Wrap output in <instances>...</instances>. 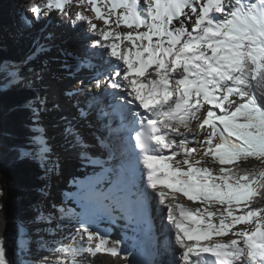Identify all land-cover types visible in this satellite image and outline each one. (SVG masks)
Returning <instances> with one entry per match:
<instances>
[{
	"label": "snow or ice",
	"instance_id": "6c2138e0",
	"mask_svg": "<svg viewBox=\"0 0 264 264\" xmlns=\"http://www.w3.org/2000/svg\"><path fill=\"white\" fill-rule=\"evenodd\" d=\"M66 5L72 7L66 9ZM80 8L90 9L108 27L98 29ZM54 11L73 29L84 25L88 54L81 59L71 51L64 53L72 61L61 65L68 78L82 67H96V59L102 70L89 85L82 87L83 81H76L65 89L63 96L72 101L65 105L50 95L48 86L44 85L43 94L39 90L46 62L40 69L32 66L36 56L50 51L48 46L39 45L20 62L0 61V87L18 86L33 93L22 107L29 112L28 139L35 150L17 149L16 158L35 161L45 175L59 176L61 156L53 155L49 143L59 136L69 156L76 152L84 168L99 171L86 181L70 180L76 191L64 192L60 204L52 202L51 211L40 210L33 217L34 223L46 225L68 220L69 238L86 243L87 251L71 244L51 247L54 259L42 257L33 264H88L84 256L95 259L101 251L117 254L95 225L104 218L141 222L146 201L132 168L133 158H142L153 189L159 182L178 189L189 201H214L222 206L218 225L212 223L214 212H207L205 220L197 215L199 208L194 214L180 207L178 219L175 209L168 207L167 219L175 226V244L184 264H189L190 255L202 254L215 257L211 264H264V207L260 206L264 167L243 172L224 167L250 158L264 165V0H48L43 8L22 0L17 17L31 27L50 19ZM85 93L83 103L74 99ZM191 119L197 120L202 133L197 141L200 155L218 158L219 176L194 166L199 163L195 157L183 159L186 170L168 163L177 153L167 156L164 150L173 149L174 144L184 149L185 157L197 152V147H186V138L177 140L175 135L180 126L189 128ZM85 129L92 130L95 144L86 139ZM94 147L104 155H94L90 151ZM158 169L165 174L163 179L157 176ZM50 187L41 189L45 197ZM4 191L0 186V197ZM160 198L165 199L162 191ZM4 211L0 204V212ZM184 218L196 227H186ZM3 224L6 230V214ZM202 224L206 227L201 228ZM238 225L252 226L237 229ZM64 227L57 224L47 231L54 234ZM20 229L30 241L23 223ZM200 237L207 243L200 244ZM193 238L195 244L187 242ZM0 264H24L9 257L2 235Z\"/></svg>",
	"mask_w": 264,
	"mask_h": 264
},
{
	"label": "trees",
	"instance_id": "16d2710c",
	"mask_svg": "<svg viewBox=\"0 0 264 264\" xmlns=\"http://www.w3.org/2000/svg\"><path fill=\"white\" fill-rule=\"evenodd\" d=\"M1 1H6L12 7L11 14L17 18L18 28L21 31L27 30L29 27L18 19L17 12H15L17 8H21L22 0ZM47 2L48 0H37V4L42 8ZM2 40L0 38V61L20 62L32 55L33 49L29 40L16 35L9 39L8 48L4 47ZM42 63H44L43 59L32 60V66L35 68H39ZM32 95V92L25 91L18 86L0 87V186H4L5 189L4 196L0 197V204H3L5 209L4 212H0V235L7 240L9 257L22 260L24 264H33L42 257L54 259L51 253L48 254L41 248L39 241H33L34 245H32L23 237L21 229L18 232V226L21 223L24 227H29L33 222V217L38 213L34 207L39 198L44 195L41 191L46 186L43 177H50V180H53L55 176L54 172L45 175V171L35 161L16 158L17 149L33 147L28 139L31 135L28 130L29 112L22 107ZM261 102L264 103V98H261ZM260 165L258 161L250 158L236 163L231 168L233 171L239 170L240 172L255 171L260 169ZM260 206L264 207V203ZM5 214L8 217L6 230L3 224ZM29 235L36 237L37 233L29 230ZM48 235L50 236L49 233ZM47 244L43 240V247Z\"/></svg>",
	"mask_w": 264,
	"mask_h": 264
},
{
	"label": "rangeland",
	"instance_id": "374dc122",
	"mask_svg": "<svg viewBox=\"0 0 264 264\" xmlns=\"http://www.w3.org/2000/svg\"><path fill=\"white\" fill-rule=\"evenodd\" d=\"M32 2L33 3H37V0H32ZM98 2H100V0H98ZM65 7L67 9V8L72 7V6L71 5H66ZM101 8H102V11H104L103 3H101ZM19 9L20 8H17V11L15 10V12L18 13ZM13 10H14V8H13ZM75 10L76 9H73V11H75ZM79 10L84 12L85 15H87L89 17V19H91L92 22H96L97 21L99 26H106L104 24L103 20L96 19L94 13L91 12L90 9L80 8ZM11 11H12V7L9 6L6 1H1L0 0V38L4 40V41L2 40V42L4 43V47H6V48L9 47L8 43H9V39L11 37L19 35L23 39H27V40L30 41L31 47L33 49V52L41 44H44V45H46V46H48L50 48V51L43 52V53H41L40 55H38V56H36L34 58V59H43L44 60V63L40 64L39 68H37V69L42 68L44 66L45 62L47 64V68H46V70L44 72V74L46 73L47 75L45 74L46 77L44 75L45 79L43 81V84L39 87V90H40V92L42 94L44 93V90H41V88L44 86V84L48 86L47 91L50 93V95L54 96L55 98L58 97V96L60 97L61 95H63V91L67 87H71V86L75 85L76 81H83V85L82 86H86V85L90 84L89 83L90 80L88 78H85L84 76H83V78H80L81 77V72L80 71L75 72L74 76L71 79L65 80L66 78H68L67 77V73L58 71L57 68H56V64L61 59L69 58V57H67L64 54L67 51H65L62 48L64 40L67 37H69L72 34H74V33L82 35V30H83L84 25H82L79 28V30H73L71 27L68 26L67 23L61 22V20L59 19L58 13H56L54 11L53 15H52V17L50 19L42 20L40 23L29 27L27 30L21 31L18 28L17 18L11 14ZM98 24H97V26H98ZM106 27H108V26H106ZM112 28H115V24L114 23L112 24ZM104 29H106V28H104ZM125 31H127V29H125ZM49 34H51V39H47ZM54 35H57V37L54 38L53 37ZM80 41H83V45H85L84 47L86 48V40H85V38L84 37L81 38ZM69 51H71V50H69ZM33 52H32V54H33ZM31 56H29V57H31ZM50 61H53V66L50 65ZM58 79H61V80L64 79V82L67 81L66 85L64 84L63 87H60L61 84L59 82H55V80H58ZM61 101L63 102V101H65V99H63ZM201 111H203V109H201ZM197 116H199V113H197ZM189 121L191 123L190 125H191V128H192L193 131L188 132L185 136H182L180 138H186L187 139L186 147H188V148L197 147V152L196 153H192L191 156L185 157L184 149L180 148L179 145L176 146L175 148H180L179 152L183 153L182 154L183 156L181 157V159L175 160L177 163H175L174 165L177 164L178 166L188 167L187 165H183L182 164L183 159H185V158L192 159V157H195L197 160H199V163L194 164V166L200 167V168H206L209 171H211V173L214 176H219L220 175L219 169H220V167H222V165L220 164L219 161L218 162L213 161L210 156H201L200 155V152L202 150L198 147L197 141L199 140L200 135L202 133L197 131L198 122H197L196 119H191ZM180 130H181V127H180ZM51 131H52V129H51V127H49V135L52 136V133H50ZM186 136H188V137H186ZM177 140H179V139H177ZM57 141H58L56 143L57 147L59 149H61L62 152H64L65 149L62 146L63 143H64L62 138L59 137V140H57ZM49 143H51V140L49 141ZM51 144L53 145V143H51ZM32 148H33V150H35V146L34 145H33ZM53 155L54 156L55 155H60L61 156V160H62L61 161V171H64V169L66 171L61 173L59 176L68 177L66 180H64L67 184H69V181L71 179H73V178H77L79 180L88 179L94 174L89 169V167L84 168L81 164H78L79 162H77V160L75 158L68 160L69 158L67 156L64 157V154H62V153L59 154V152H56L55 150H53ZM65 161H67V162L65 163ZM240 161H243V160H239L236 163H238ZM76 164H77V166H76ZM224 167H233V165H224ZM261 167H264V165H260V168ZM59 176H57V175L54 176V179H53V180H55L53 182L54 186L52 185V183L50 181V179H51L50 177H46V176L43 177V180L46 182V185H50L51 186L50 187V194L53 193L54 197L57 199V203L58 204L61 203L60 202V190L65 188V185H62V184H60L58 186V182L59 181L57 179H59ZM64 181H63V183H65ZM70 186H71V184H70ZM45 190L47 191V189H45ZM50 194L47 196L46 199H45V195H43V196H41L39 198L38 202L36 203V205L34 207V210L36 212H38L40 210H43L45 213L51 211V209L49 207V205L51 203V200L49 199ZM213 203L214 202L211 201L209 204L203 205L202 207H197V208H199V209L201 208V210H202L201 214L203 216H207V212H211V211H215L216 212V211H218V209H219V211L222 209V206L219 203L218 204H216V203L213 204ZM217 206H218V208H216ZM155 219H156V222H157V218H155ZM219 219H220V214L218 216L216 215V217L213 218L214 224L218 225ZM160 220H161V222H164V219L161 218ZM57 221H60V220H57ZM155 225H156V223H155ZM251 226L252 225H238L237 229H239L241 227H251ZM24 228H26V230H27V237H29L28 236L29 235V230L34 231V232L37 233L36 237L30 238L31 242H29V240L26 239L28 241V243L34 245V243H32L33 241L34 242L35 241H39L41 248L46 250L48 254H50L49 249L51 247H60V246L67 247V246H69L68 240H71L69 238V234L71 232V227L68 228L67 226H66L67 231H63V230L59 231L57 229L54 234H50V236L48 235L49 232L47 231V229L56 228L55 222H53L52 225L37 224V223L32 222V224L29 227H24ZM21 231L23 232V229H21ZM48 236H49V239H47ZM61 236H62V240L59 241V242H56L54 244V246H51V241H50L51 238H55L57 240ZM23 237L25 238L24 232H23ZM43 240L48 243L47 244L48 246L46 245V246L43 247V245H42L43 244ZM65 242H67V243H65ZM102 261H104V260L99 261L98 264H100Z\"/></svg>",
	"mask_w": 264,
	"mask_h": 264
},
{
	"label": "bare ground",
	"instance_id": "6f19581e",
	"mask_svg": "<svg viewBox=\"0 0 264 264\" xmlns=\"http://www.w3.org/2000/svg\"><path fill=\"white\" fill-rule=\"evenodd\" d=\"M114 19V18H113ZM92 23H95L96 25L98 24L97 21L96 22H92ZM56 26V25H55ZM82 26V25H81ZM98 29H104V28H107L106 26H99L98 24ZM73 29V28H72ZM126 29V28H125ZM73 30H79V28L77 29H73ZM128 30V29H127ZM70 32V31H69ZM72 34V33H71ZM54 38L57 37V35H54L53 36ZM84 36L83 35H79L77 33H74L72 34L71 36L67 37L65 40H64V43H63V49L65 51H69L71 50V52L79 55L81 57V59H83L88 53H87V49L84 47L85 45H83V41H80L81 38H83ZM80 38V39H79ZM65 60H67L69 63H71V58H64V59H61L57 64H56V68L58 71H61V72H66L62 67L61 65L65 62ZM93 63L96 65V67H82L79 71L81 72V77L80 78H83V76L86 78V77H89V75H95V73L99 72L102 70V67H101V61L99 59H96L93 61ZM50 65L53 66V61H50ZM68 71H73L72 69H69ZM48 73V72H47ZM67 73V72H66ZM46 74V73H45ZM44 74V75H45ZM47 75V74H46ZM45 75V77H46ZM68 77V76H67ZM45 79V78H44ZM69 78H66L65 80H67ZM55 82H59L61 84L60 87H63L64 84L66 85V82H64V79H58V80H55ZM91 82V81H89ZM72 84V83H71ZM45 85V84H44ZM89 85V84H88ZM47 86V85H46ZM83 87V86H82ZM69 88V87H67ZM66 88V89H67ZM41 90H44L45 92V87L43 86L41 88ZM60 93V92H59ZM57 99H59L60 101L65 99V101H61L62 104H65V105H70L72 103V101L68 100L66 97H62V96H58L56 97ZM74 99H79L81 101V103L84 102L85 99H87V95L86 93L82 96H79V97H75ZM46 123H49V121H45ZM190 121H189V128L185 129L183 126H180L181 127V130L179 133L175 134L176 135V138L177 139H180V137L182 136H185L188 132H191L193 131L192 128H191V125H190ZM199 129V128H198ZM198 132L201 133V130H198ZM167 133H169V135H171V133L169 132L168 129H165ZM91 131L92 130H88V129H85V136H86V139L89 140L91 143L95 144L96 141L94 139H92V136H91ZM50 133H52L53 135V132L51 131ZM51 136V135H50ZM57 140H59V136H55L54 139H51V143H53V150H55L56 152H59L64 154V157L67 156L69 159H73L75 158L77 160V162H79L78 164H81L79 159H78V156H77V153L76 152H73L70 156L64 151L62 152L61 149H59L56 145V143L58 142ZM179 144H174L173 145V149H169V150H164V154L167 155V156H171L172 155V152L175 151L177 153V155L175 156L174 160H177V159H181V157L183 156L181 152H179V149L180 148H175L176 146H178ZM90 151L94 154V155H104V153L102 152V150L99 148V147H94L93 149H90ZM168 151V152H166ZM181 154H179V153ZM66 154V155H65ZM180 155V156H179ZM64 160V159H63ZM75 160V161H76ZM135 160V158L133 159V161ZM213 161L215 162H218L214 159H212ZM62 161V160H61ZM136 161H139L140 162V169H141V172H143L142 174L144 175V180L143 182L146 183L147 185V188L146 187H141L140 185V188L141 190L143 191L144 193V199L146 201V211L144 214H148V213H152L155 214L157 217H158V211H161V207L163 209L166 210V214L168 215L167 213V209L169 206H171L172 208H176V205L174 204V202L176 201V196H172L170 194H167L164 190L160 189V188H156V189H152L149 187V183L147 181V172H148V169L146 168V166L143 164L142 160H136ZM177 163V162H176ZM77 165V164H76ZM132 166H135V164L132 163ZM89 169L95 173V172H98L99 171V168L96 167V168H93L91 166H89ZM66 170L64 169V171H61V173L65 172ZM134 171H138L140 172L138 169H134ZM141 172L140 174H137L138 175H141ZM63 175V174H62ZM65 178V179H64ZM68 177H62V176H59V179H57L59 182H58V186L60 184L62 185H65V187L67 188L66 191H70L72 188H70L69 184H67L64 180H66ZM87 179H81V181H86ZM55 180H51V183L53 185V182ZM63 181L65 183H63ZM68 181V180H67ZM54 186V185H53ZM76 188V187H75ZM164 192L165 193V199L163 200V202L161 201V198H160V192ZM56 193V192H55ZM47 197H45L46 199ZM49 199L51 200V203L52 202H55L57 203V199L54 197L53 193L50 194V197ZM58 204V203H57ZM215 204V203H214ZM218 208V206L216 207ZM195 210L197 209V207L194 208ZM194 210V211H195ZM200 210V209H199ZM201 211L200 210V215H201ZM214 213H216V215L218 216L219 215V209L218 211H212ZM198 213V215H199ZM116 216H119L120 214L119 213H115ZM216 215L213 216L216 217ZM203 216V215H201ZM159 218V217H158ZM157 218V222H156V225H155V235L157 236V243H156V246H155V253L157 255V261H156V264L157 263H160V257L161 256H164V257H169L168 254L165 253V250H168L170 251V254L173 255V259L171 258L172 261H168V263L170 264H184V262L182 260H180V254H181V250L178 249V246L175 244V235H174V231H172V229L170 228V226H168L165 222L166 220H164V222H161L160 219ZM205 219V218H204ZM116 223H118V225L120 227H125V224H124V219H116ZM206 220V219H205ZM206 227V224H202L201 225V228H204ZM107 232L105 231V234ZM167 238L169 239V245H168V241H167ZM227 238H221L220 240L221 241H225ZM98 240V239H97ZM116 239L114 238H111L109 240V245L107 247L109 248H112V247H115V249H117V246L114 245ZM189 242V241H187ZM67 243V242H65ZM83 247H81L79 245V241H73V240H69V245H73V246H76V247H81V248H84L85 251L86 248L84 247L86 245V243L84 242H80ZM127 243L125 244H120V248H126L125 251H131L130 248H127L126 246ZM120 251V249H119ZM110 253V252H108ZM118 254V253H117ZM116 254V255H117ZM113 256V257H108L106 259H104V261H102L100 264H115L121 260H126L127 257L126 256H123V254H118L117 256ZM128 255V254H127ZM191 257H194L193 255H190V258ZM84 260H86L88 262V264H95V262L93 261V259H89L88 256H84L83 257ZM103 260V259H101ZM100 260V261H101ZM123 262H128V261H123Z\"/></svg>",
	"mask_w": 264,
	"mask_h": 264
}]
</instances>
